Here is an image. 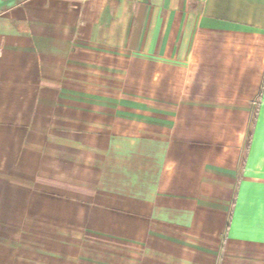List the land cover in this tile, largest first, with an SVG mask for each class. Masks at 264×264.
Masks as SVG:
<instances>
[{
    "label": "crops",
    "instance_id": "obj_1",
    "mask_svg": "<svg viewBox=\"0 0 264 264\" xmlns=\"http://www.w3.org/2000/svg\"><path fill=\"white\" fill-rule=\"evenodd\" d=\"M16 143L133 245L85 264H264V0H0Z\"/></svg>",
    "mask_w": 264,
    "mask_h": 264
},
{
    "label": "rangeland",
    "instance_id": "obj_2",
    "mask_svg": "<svg viewBox=\"0 0 264 264\" xmlns=\"http://www.w3.org/2000/svg\"><path fill=\"white\" fill-rule=\"evenodd\" d=\"M13 148L19 153L11 161V180L0 177L8 185L0 186V264L98 263L110 257L101 251L133 247L130 240L101 232L98 193L89 192L83 180L44 175L33 145L16 143ZM71 204L81 207L73 210ZM77 210H84L90 223L76 222ZM79 214L84 220L85 214Z\"/></svg>",
    "mask_w": 264,
    "mask_h": 264
}]
</instances>
